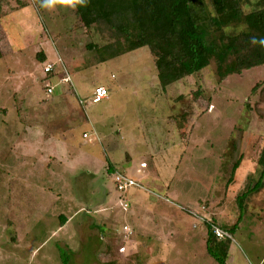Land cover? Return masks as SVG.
<instances>
[{"label": "rangeland", "instance_id": "374dc122", "mask_svg": "<svg viewBox=\"0 0 264 264\" xmlns=\"http://www.w3.org/2000/svg\"><path fill=\"white\" fill-rule=\"evenodd\" d=\"M106 42L72 1L0 0V264H217L207 224L230 237L227 264H264V66L218 82L211 63L163 90L148 48L102 61L89 47ZM98 87L109 98L90 104ZM126 153L170 168L148 186L169 200L120 203L106 157L129 170Z\"/></svg>", "mask_w": 264, "mask_h": 264}, {"label": "trees", "instance_id": "16d2710c", "mask_svg": "<svg viewBox=\"0 0 264 264\" xmlns=\"http://www.w3.org/2000/svg\"><path fill=\"white\" fill-rule=\"evenodd\" d=\"M71 1L81 27L87 31L95 29L107 41L89 47L98 53L100 60L108 61L148 48L163 90L198 75L211 63L215 64L218 82L264 66V7L246 13L241 0ZM2 56L0 49V59ZM257 89L258 85L252 93ZM200 91L193 94L194 98ZM180 98L184 96L177 99ZM256 160L264 175V140ZM239 166L238 161L233 173ZM109 172L115 170L110 168ZM261 186L262 180L254 187L248 186L237 197L241 209L245 200ZM62 223H66L65 218ZM236 227L229 233L233 234ZM207 231L209 255L217 264H227L231 239L216 237L209 224Z\"/></svg>", "mask_w": 264, "mask_h": 264}, {"label": "crops", "instance_id": "0c3cea01", "mask_svg": "<svg viewBox=\"0 0 264 264\" xmlns=\"http://www.w3.org/2000/svg\"><path fill=\"white\" fill-rule=\"evenodd\" d=\"M1 49V48H0ZM2 51V50H1ZM46 56H45V54L44 55H42L41 56V58H45ZM45 60V59H44ZM59 73H61V72H59ZM63 83V82H62ZM63 84H66V83H63ZM50 86L53 88V86L50 84ZM54 89H55V87H54ZM53 89V92H52V94L55 92V90ZM108 92H109V90H108ZM61 93H64L65 94V89H63V90H61ZM92 94V93H91ZM89 96H91V95H89ZM108 98H109V96H108ZM107 100V99H106ZM94 133H95V135L98 137V136H100L99 134H101V133H99L98 134V132L96 131V129L94 128ZM119 134V133H118ZM113 135V133L112 134H109L108 136H112ZM100 139V138H99ZM152 157V156H151ZM125 158H126V161L128 162H130L131 163V165H133L132 167H131V169H129V170H127V169H125V168H122V169H119L118 170V167H117V164H116V162L115 163H113L112 162V158H111V155H108L107 154V157H106V159H107V161H108V165H107V167H105V169H107V171L109 172V170H110V168H113L114 170H115V172H120V173H123V174H126V175H128V176H130V177H132L133 179H135L137 182H139L143 187H145L146 188V190H141V189H137V188H132V189H130L126 194H122V195H120V203L122 202V200L125 202L124 203V205L125 204H128V209L129 208H131V202L133 201V199L135 200V201H139L137 198H135L134 197V194L135 193H141L142 195L144 194V196H146L147 198H149L150 196H151V194H158V195H163L164 197H166V198H168V200H169V196H168V192L167 193H163V192H159V191H156V190H153V189H149V187H158V186H160V185H163L166 181H167V179H168V176H169V174H167V178H166V173L168 172V170H167V168H169V167H166L165 169H160V166H158L159 167V169L158 170H155L154 169V167H152V165H151V170H149V165L150 164H155V162L153 161V159H151V161H150V163H149V161L147 160V159H143L142 161H140V162H136V158L134 159V157H132V155H130L129 153H126L125 154ZM153 158V157H152ZM141 163H146L147 164V168H144V169H141V168H139V165L141 164ZM168 163V162H167ZM168 166H171L172 165V163L169 165V163L167 164ZM155 168L157 169V165L155 164ZM170 169V168H169ZM96 170V169H95ZM149 170V171H148ZM109 174H111V173H109ZM156 174H158L159 175V177H157V179L156 178H154V176L153 175H156ZM88 175H91V174H88ZM160 177H161V180H162V178L165 180V182H161L160 181ZM154 184V185H153ZM149 186V187H148ZM163 189H165V191H167L169 188L168 187H166V184L162 187V189L160 190V191H162ZM110 194V193H109ZM109 196V198H110V195H108ZM129 196L130 197H132L133 199H132V201L130 202V201H128V200H126V197H128L129 198ZM146 199H145V203H146ZM110 203L111 202V200L109 201V199L107 200V202L106 203ZM203 206H206L204 203H201ZM152 206V205H151ZM105 207V205L103 204L101 207H98V208H102V210H106V208H104ZM207 207V206H206ZM98 212V211H97ZM214 220H216L215 218H214ZM217 222V221H216ZM199 227V226H198ZM198 227H196V228H198ZM130 229V228H129ZM124 231V230H123ZM132 232V231H131ZM231 249H232V247H231ZM231 251V250H230Z\"/></svg>", "mask_w": 264, "mask_h": 264}, {"label": "built area", "instance_id": "2783aa9c", "mask_svg": "<svg viewBox=\"0 0 264 264\" xmlns=\"http://www.w3.org/2000/svg\"><path fill=\"white\" fill-rule=\"evenodd\" d=\"M54 70V66L53 65H48L44 68V72L45 74H49ZM66 71V70H65ZM66 74V72H65ZM68 81H70L69 77H65L62 82L67 83ZM53 92V88L51 86H48L47 88V93L48 94H52ZM109 96V92L106 88L104 87H98L95 89L92 97H91V102L90 104H98L101 103L102 101L108 99ZM82 103V101H81ZM85 138L88 137V135H84ZM139 168L144 169L147 168V164L146 163H142L139 165ZM114 184L115 187L117 189V191L121 194H126L130 189L132 188H137V189H141V190H146L145 187H143L139 182H137L135 179H133L132 177L120 173V172H115L114 175ZM126 208H128V204L124 205ZM123 232L124 234H126V236L128 237V235H130L131 231L129 230V228L127 226L123 227ZM211 230L212 232L215 234L216 237H218L219 239H224V238H230L228 236V234L223 231L222 229L211 225ZM124 251V250H123Z\"/></svg>", "mask_w": 264, "mask_h": 264}, {"label": "clouds", "instance_id": "9594fccd", "mask_svg": "<svg viewBox=\"0 0 264 264\" xmlns=\"http://www.w3.org/2000/svg\"><path fill=\"white\" fill-rule=\"evenodd\" d=\"M64 2L68 3V2H71V0H64Z\"/></svg>", "mask_w": 264, "mask_h": 264}]
</instances>
